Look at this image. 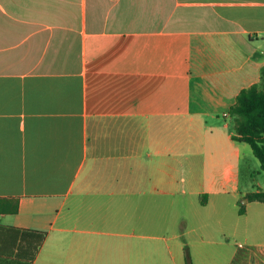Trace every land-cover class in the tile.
Instances as JSON below:
<instances>
[{
  "label": "crops",
  "instance_id": "obj_1",
  "mask_svg": "<svg viewBox=\"0 0 264 264\" xmlns=\"http://www.w3.org/2000/svg\"><path fill=\"white\" fill-rule=\"evenodd\" d=\"M263 67L264 0H0V225L47 233L33 264L263 241L230 114Z\"/></svg>",
  "mask_w": 264,
  "mask_h": 264
},
{
  "label": "trees",
  "instance_id": "obj_2",
  "mask_svg": "<svg viewBox=\"0 0 264 264\" xmlns=\"http://www.w3.org/2000/svg\"><path fill=\"white\" fill-rule=\"evenodd\" d=\"M230 114L235 122L232 139L248 144L264 171V67L261 82L241 91ZM248 199L264 203V192L250 194ZM46 237L44 231L0 225V264H33Z\"/></svg>",
  "mask_w": 264,
  "mask_h": 264
},
{
  "label": "rangeland",
  "instance_id": "obj_3",
  "mask_svg": "<svg viewBox=\"0 0 264 264\" xmlns=\"http://www.w3.org/2000/svg\"><path fill=\"white\" fill-rule=\"evenodd\" d=\"M242 147H245L243 151V160L240 167V175H239V187L241 198L238 199V206L244 208L246 205V201L250 202L248 199V195L256 193V192H264V171L261 169V164L259 160L254 156L251 147L248 144H242ZM239 193V194H240ZM228 199V204L230 203V198ZM185 249L184 252L179 256H175L174 263L176 264H201L200 260L197 257V250L195 245L192 243L189 236H186L182 239ZM232 245H221L217 248L219 249L216 252H219L221 256L214 260V264H230V258L232 257V253L237 250L238 257L231 264H244L243 263V254H247L251 250L257 248L258 244L264 245L263 241H257L250 237H245V235L237 236L236 238L231 239ZM173 246V242H163L161 245L155 244H146L147 246V255L148 259L156 258L154 247L160 248V253L162 252L164 255L167 254L166 247ZM238 246H241V249H237ZM260 249V248H259ZM157 250V251H159ZM261 251L264 253V247H262ZM150 254H152L150 256ZM255 260H251V263L254 264ZM165 264V263H164Z\"/></svg>",
  "mask_w": 264,
  "mask_h": 264
}]
</instances>
